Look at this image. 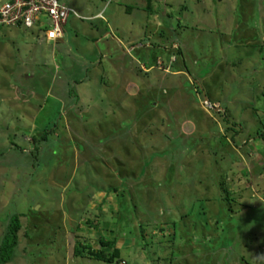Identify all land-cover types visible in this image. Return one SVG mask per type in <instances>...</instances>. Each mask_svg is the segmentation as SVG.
Returning a JSON list of instances; mask_svg holds the SVG:
<instances>
[{
  "label": "rangeland",
  "instance_id": "rangeland-1",
  "mask_svg": "<svg viewBox=\"0 0 264 264\" xmlns=\"http://www.w3.org/2000/svg\"><path fill=\"white\" fill-rule=\"evenodd\" d=\"M59 2L0 25L4 264H264V0Z\"/></svg>",
  "mask_w": 264,
  "mask_h": 264
},
{
  "label": "built area",
  "instance_id": "built-area-1",
  "mask_svg": "<svg viewBox=\"0 0 264 264\" xmlns=\"http://www.w3.org/2000/svg\"><path fill=\"white\" fill-rule=\"evenodd\" d=\"M69 13L75 12L59 0H11L0 4V25L35 26L44 38H60L61 26Z\"/></svg>",
  "mask_w": 264,
  "mask_h": 264
},
{
  "label": "trees",
  "instance_id": "trees-1",
  "mask_svg": "<svg viewBox=\"0 0 264 264\" xmlns=\"http://www.w3.org/2000/svg\"><path fill=\"white\" fill-rule=\"evenodd\" d=\"M8 1H11V0H4L3 2H8ZM3 2H0L3 3ZM148 8V9H147ZM146 9L148 10V12H150V5L148 4V0H147V7ZM70 15H73V13H69L67 18H66V21L64 22V24L61 26V30H62V35H61V38L63 39V31H64V27L66 26L67 22H68V17ZM74 16V15H73ZM76 17V16H74ZM2 25V24H1ZM17 27L19 26V24L17 23L16 24ZM3 26H6V25H3ZM7 27H10V26H7ZM43 40H44V37H43ZM62 42V41H61ZM177 54L179 56H182V53H181V50L180 49H177ZM183 66V65H182ZM184 68V66H183ZM184 70L186 72H188L185 68ZM188 83V82H187ZM186 83V84H187ZM189 85V84H187ZM202 90V89H201ZM223 122L224 121H227V119L224 117L223 119ZM228 122V121H227ZM229 130V128H227ZM233 133H235L233 131ZM233 135V134H232ZM262 136V134H259L258 137L260 138ZM232 137V136H230ZM46 136H45V132H41L40 133V137L38 139V141H43L45 140ZM255 138V137H254ZM37 148V147H35ZM154 155V157H158L159 156V153L158 152H155V153H152ZM148 163V162H147ZM225 191V195H224V198L226 196H228V190H224ZM19 228V220H18V215H12L8 218V220L6 221L5 223V230H4V233L2 234V237H1V240H0V264H4L5 262H7V260H9L10 258V255L12 254L13 252V248L16 246L17 244V230ZM99 243L102 245V246H105L107 245L109 242L107 241H102V240H99ZM73 254L75 255H81L82 253L78 250V249H73ZM87 254L89 255L90 258L92 259H95V260H99V261H102V262H111L113 261V259H116L118 257V248L117 247H112V250L110 252H105L104 250H89L87 252Z\"/></svg>",
  "mask_w": 264,
  "mask_h": 264
},
{
  "label": "crops",
  "instance_id": "crops-1",
  "mask_svg": "<svg viewBox=\"0 0 264 264\" xmlns=\"http://www.w3.org/2000/svg\"><path fill=\"white\" fill-rule=\"evenodd\" d=\"M145 7H147V5L145 6ZM147 10V9H146ZM144 11V10H143ZM99 15V16H98ZM94 16H96L97 18H99L101 15H100V13H99V11L98 12H96L95 14H93V15H89L88 16V18H92V17H94ZM120 40V39H119Z\"/></svg>",
  "mask_w": 264,
  "mask_h": 264
},
{
  "label": "clouds",
  "instance_id": "clouds-1",
  "mask_svg": "<svg viewBox=\"0 0 264 264\" xmlns=\"http://www.w3.org/2000/svg\"><path fill=\"white\" fill-rule=\"evenodd\" d=\"M65 5V4H64ZM66 6V5H65ZM75 14H76V12H75ZM74 16H76L77 17V14L76 15H74ZM209 103V102H208ZM209 105H210V103H209Z\"/></svg>",
  "mask_w": 264,
  "mask_h": 264
}]
</instances>
